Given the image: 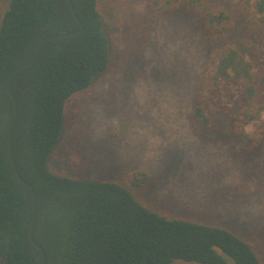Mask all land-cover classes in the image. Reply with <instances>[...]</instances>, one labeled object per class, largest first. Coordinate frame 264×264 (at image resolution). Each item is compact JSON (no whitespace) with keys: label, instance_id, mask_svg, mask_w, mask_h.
Listing matches in <instances>:
<instances>
[{"label":"trees","instance_id":"1","mask_svg":"<svg viewBox=\"0 0 264 264\" xmlns=\"http://www.w3.org/2000/svg\"><path fill=\"white\" fill-rule=\"evenodd\" d=\"M83 25L80 35L45 42L37 60L19 71L11 88L18 104L12 152L21 177L34 189L33 237L47 264H264L260 248L214 223L170 216L136 197L149 177L133 172L124 182L84 180L49 169L61 140L70 99L106 72L114 36L98 0H69ZM162 18L186 17L200 25L216 51L205 61L190 121L198 137L215 130L214 112L239 138L264 113V0H239L236 14L216 0H150ZM67 0H9L0 21V257L8 264H42L29 239L33 195L12 168L8 132L13 104L9 74L30 60L38 42L76 31ZM224 40H229L224 43ZM227 85L238 87L236 114L220 102ZM264 154V127L251 134Z\"/></svg>","mask_w":264,"mask_h":264},{"label":"rangeland","instance_id":"2","mask_svg":"<svg viewBox=\"0 0 264 264\" xmlns=\"http://www.w3.org/2000/svg\"><path fill=\"white\" fill-rule=\"evenodd\" d=\"M8 1L0 0V21ZM98 1L114 36L110 63L68 101L50 171L116 182L146 173L139 200L170 216L224 226L256 244L264 259V154L251 140L264 113L245 128L250 138L229 132L217 112L215 130L196 136L192 102L219 44L194 19L154 15L150 0ZM216 3L236 16L239 0ZM220 102L236 114L238 87L227 85ZM0 264L8 263L0 257Z\"/></svg>","mask_w":264,"mask_h":264},{"label":"water","instance_id":"3","mask_svg":"<svg viewBox=\"0 0 264 264\" xmlns=\"http://www.w3.org/2000/svg\"><path fill=\"white\" fill-rule=\"evenodd\" d=\"M67 1L70 4V7H71V10L73 12L74 17L79 22V29L76 30V31L60 32V33H57V34H54V35H50V36H46V37L42 38L37 44L35 55L30 60L20 64L14 70H12V72L9 74V77H8V80H7V84H6V89L8 91V94H9V96L11 98V101H12V104H13V115H12V120H11V124H10V127H9V132H8L9 157H10V162H11V165H12V168L14 170V173H15V176H16L17 180L20 183H22L25 187H27L30 190V192L32 193V195H33V210H32V218H31L30 229H29V239H30L31 243L33 244V246L35 248H37L41 252L42 264H47L46 263L45 253H44L42 247L35 241V239L33 237V231H34V226H35L36 217H37V198H36V193H35L33 187L26 180H24L21 177V175H20V173L18 171V168H17V166L15 164L14 157H13V152H12V134H13V130H14V127L16 125V122H17V118H18V104H17L16 97L14 95V92H13V90L11 88V80H12L14 74L17 71H19V70H21V69H23V68H25L27 66H30L31 64H33L37 60V58L39 56V52H40L41 46L45 42L50 41V40H54V39H58V38H62V37L80 35L82 33L83 25H82L81 21L79 20L72 3L69 0H67Z\"/></svg>","mask_w":264,"mask_h":264}]
</instances>
